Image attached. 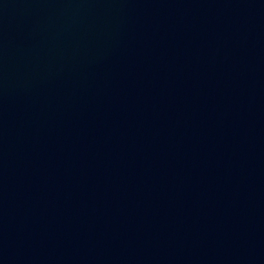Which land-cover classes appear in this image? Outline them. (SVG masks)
Returning <instances> with one entry per match:
<instances>
[{"label":"water","instance_id":"95a60500","mask_svg":"<svg viewBox=\"0 0 264 264\" xmlns=\"http://www.w3.org/2000/svg\"><path fill=\"white\" fill-rule=\"evenodd\" d=\"M0 264H264V0H0Z\"/></svg>","mask_w":264,"mask_h":264}]
</instances>
